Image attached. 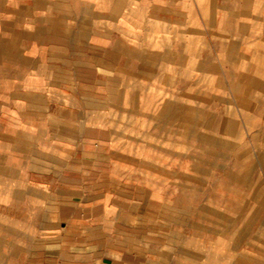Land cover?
Wrapping results in <instances>:
<instances>
[{
	"label": "rangeland",
	"instance_id": "obj_1",
	"mask_svg": "<svg viewBox=\"0 0 264 264\" xmlns=\"http://www.w3.org/2000/svg\"><path fill=\"white\" fill-rule=\"evenodd\" d=\"M48 1L0 0V264H264V0Z\"/></svg>",
	"mask_w": 264,
	"mask_h": 264
},
{
	"label": "crops",
	"instance_id": "obj_2",
	"mask_svg": "<svg viewBox=\"0 0 264 264\" xmlns=\"http://www.w3.org/2000/svg\"><path fill=\"white\" fill-rule=\"evenodd\" d=\"M37 1V0H34V2ZM45 2L47 1L48 4H50L51 2L48 1V0H44ZM82 1V0H81ZM179 0H106V4H108L106 7H107V10L106 11H103V12H100L99 11V7L101 5V1L100 0H85L84 2L88 5V6H91V9L87 12L89 14H95V13H103V14H109L110 16L108 17V22L109 23H112V24H115L116 22H120L122 21V16L123 15H126V18L122 21L123 25H126L127 27H129V32L130 34L132 35H135L136 32H133V31H137L138 30V25H143L139 18L138 19H133V15L135 14H139V15H143V14H146V15H152V13L155 14H158V15H161L162 13H178L179 10H178V7H179ZM105 2L103 1V3L105 4ZM216 0H209V5H210V8L209 9L210 11L213 9L214 5H217L215 4ZM253 3V1H252ZM51 5V4H50ZM98 8H96V7ZM241 6H243V8H247V7H244V2L241 4ZM50 7V6H49ZM251 8V7H250ZM48 10V9H47ZM51 10V9H49ZM208 10V12H210ZM243 10H247V11H250V12H254L255 9L252 10L251 9H243ZM242 10V11H243ZM44 13H46V10H43ZM256 12V11H255ZM131 17H130V16ZM159 19V18H158ZM167 19V24L168 22H173L174 21V18H166ZM89 21H91L93 24H98V22L95 20V19H88ZM160 20V19H159ZM97 23H96V22ZM161 21V20H160ZM2 27H6V25H2ZM93 27H95V25H93ZM37 29V25H34L33 28H31V30H29V35H30V41L28 42V46L29 47H33L35 48V54L34 56H29L30 59H32V61L34 63H36V59H39V60H42V52H41V49H37L38 46H52L53 43L51 42V33H48L45 38H40L36 36L35 34V31ZM114 26H111V25H108V31L109 32H112L114 31ZM88 43V42H87ZM92 47H101L103 49H107V48H110V45H108L107 47L105 46H100L98 45L97 43H95L94 41L89 42ZM88 43V44H89ZM112 46L115 44V41H113L112 43ZM60 45H64V43H60ZM109 50V49H108ZM39 58H38V57ZM85 56H89L88 54H85ZM68 60V57L66 58H61V60ZM95 57L93 58H86L84 57L83 60H94ZM96 60V59H95ZM94 60V61H95Z\"/></svg>",
	"mask_w": 264,
	"mask_h": 264
}]
</instances>
